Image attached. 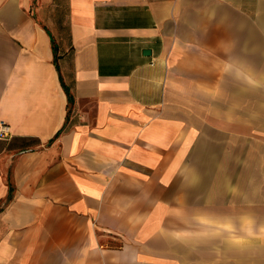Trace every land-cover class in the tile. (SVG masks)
Masks as SVG:
<instances>
[{"label":"crops","instance_id":"1","mask_svg":"<svg viewBox=\"0 0 264 264\" xmlns=\"http://www.w3.org/2000/svg\"><path fill=\"white\" fill-rule=\"evenodd\" d=\"M262 39L264 0H0V264H264L199 149Z\"/></svg>","mask_w":264,"mask_h":264},{"label":"rangeland","instance_id":"2","mask_svg":"<svg viewBox=\"0 0 264 264\" xmlns=\"http://www.w3.org/2000/svg\"><path fill=\"white\" fill-rule=\"evenodd\" d=\"M262 40L257 46L258 69L244 71L242 74L238 72L236 86L228 87L227 103L212 107L214 114L210 118L213 125L228 129L229 139L214 133V137L205 139L199 147L221 151V156L217 157L228 161L229 169L232 166L233 176L250 177L251 181H255L251 201L257 205L252 206L262 207L261 214L257 209L255 213L252 212L253 222L258 223L257 225L261 220L264 222V39ZM238 132L240 136L237 135ZM250 187L252 188L251 184ZM238 193L241 194V191ZM257 239L254 237V241ZM254 244L259 245L258 242Z\"/></svg>","mask_w":264,"mask_h":264},{"label":"built area","instance_id":"3","mask_svg":"<svg viewBox=\"0 0 264 264\" xmlns=\"http://www.w3.org/2000/svg\"><path fill=\"white\" fill-rule=\"evenodd\" d=\"M7 126L0 124V137H5Z\"/></svg>","mask_w":264,"mask_h":264},{"label":"trees","instance_id":"4","mask_svg":"<svg viewBox=\"0 0 264 264\" xmlns=\"http://www.w3.org/2000/svg\"><path fill=\"white\" fill-rule=\"evenodd\" d=\"M55 53L57 55V50H55ZM55 60H56V57H55ZM67 93L69 95V108L70 106L72 105V101H73V97L71 96V94L69 93V91L67 90ZM71 109V108H70Z\"/></svg>","mask_w":264,"mask_h":264}]
</instances>
